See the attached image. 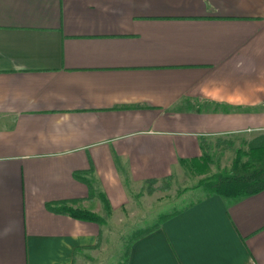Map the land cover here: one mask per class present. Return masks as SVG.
Returning a JSON list of instances; mask_svg holds the SVG:
<instances>
[{"label":"crops","instance_id":"obj_1","mask_svg":"<svg viewBox=\"0 0 264 264\" xmlns=\"http://www.w3.org/2000/svg\"><path fill=\"white\" fill-rule=\"evenodd\" d=\"M262 133L264 0H0V264L96 257L117 218L50 205L141 212L150 181L196 175L182 160ZM131 251L128 264H264V190L199 197Z\"/></svg>","mask_w":264,"mask_h":264},{"label":"rangeland","instance_id":"obj_2","mask_svg":"<svg viewBox=\"0 0 264 264\" xmlns=\"http://www.w3.org/2000/svg\"><path fill=\"white\" fill-rule=\"evenodd\" d=\"M240 135H242L241 138L243 139L244 137H248L245 136L246 133H241ZM231 137L234 138L235 135L228 136V139ZM216 141H213L210 147L209 144L205 147L213 157L210 174L200 175V177L196 175L186 178L182 177L180 178L181 180L177 178L173 186H171L170 181L169 188L160 189L158 192L155 191V194L147 190V193H145V190H143V194L138 197V200H142L141 205H139L140 207L138 206L141 212L143 208H145V200L154 199V207L145 217V211L141 213L140 210H138V212H133L134 210H125L124 212L122 211L114 214L112 208L111 214L108 216L105 205L101 213L96 212L101 216H107V223L112 215L117 219L113 220L112 224L109 223L107 227H105L106 230L109 228V231H107L108 235L106 234L100 238V246L97 248L98 252L96 251V257L92 256L81 262L78 261L76 264H122L127 259L129 250L131 256V250L136 242L144 238L145 235H142L141 232L146 229V227L157 224L158 220L160 222V217L180 211L197 198L204 197L206 192L203 188L198 187L201 179L212 174H218L226 168H230L235 157V148L243 146L238 139L234 140L235 145H228L226 142L218 145ZM163 223L164 222H160V224Z\"/></svg>","mask_w":264,"mask_h":264},{"label":"trees","instance_id":"obj_3","mask_svg":"<svg viewBox=\"0 0 264 264\" xmlns=\"http://www.w3.org/2000/svg\"><path fill=\"white\" fill-rule=\"evenodd\" d=\"M212 162L213 157L206 148L204 149L201 158L182 160V163L196 175L210 174L212 170ZM152 184H155V181H150V193H153L158 189H167L170 186V182L168 181L163 183L161 188H154ZM198 187L204 189L206 196H221L223 198L234 199L246 197L263 191L264 133L259 134L257 137L248 142L247 148H236L235 157L230 168H226L218 174H212L206 178H202ZM103 200L106 213L110 216L112 206L105 196H103ZM50 208L56 213L66 214L80 220L93 221L100 224L107 221V216H101L88 209L75 208L69 205L68 202H62L53 206L50 205ZM177 213L178 211L161 217L160 222H165ZM160 225L161 224L155 226L154 228L144 229L141 234L146 236L158 229ZM100 238L101 234L99 235L97 244L94 246L95 248H99ZM129 257L130 250L128 252L127 259L122 264H128L130 259Z\"/></svg>","mask_w":264,"mask_h":264}]
</instances>
